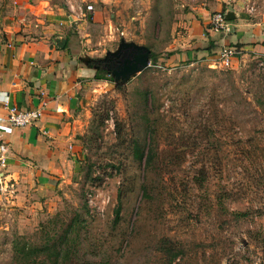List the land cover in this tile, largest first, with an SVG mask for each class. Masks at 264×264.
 Instances as JSON below:
<instances>
[{
	"label": "rangeland",
	"instance_id": "1",
	"mask_svg": "<svg viewBox=\"0 0 264 264\" xmlns=\"http://www.w3.org/2000/svg\"><path fill=\"white\" fill-rule=\"evenodd\" d=\"M47 1L91 6L101 77L62 183L0 195V264H264V58L166 44L215 12L260 19L264 0ZM120 40L157 56L123 83L101 61Z\"/></svg>",
	"mask_w": 264,
	"mask_h": 264
},
{
	"label": "crops",
	"instance_id": "2",
	"mask_svg": "<svg viewBox=\"0 0 264 264\" xmlns=\"http://www.w3.org/2000/svg\"><path fill=\"white\" fill-rule=\"evenodd\" d=\"M71 8L68 1L0 0V99L20 111L41 110L32 125L0 133V144L7 146L4 180L12 186L1 194L6 200L20 199L23 185L40 192L60 185L63 170L80 151L75 137L85 125L101 76L82 51L87 40L81 29L89 12ZM232 17L227 33L209 31L208 21L189 22L185 36L166 42L167 48H178L180 58L209 63L216 62L222 47L264 58V16ZM90 18L98 20L99 13ZM5 114L0 108V116Z\"/></svg>",
	"mask_w": 264,
	"mask_h": 264
},
{
	"label": "built area",
	"instance_id": "3",
	"mask_svg": "<svg viewBox=\"0 0 264 264\" xmlns=\"http://www.w3.org/2000/svg\"><path fill=\"white\" fill-rule=\"evenodd\" d=\"M85 11H90L91 6L86 5ZM207 28L211 32H228L229 24L221 12H215L210 15ZM238 50L233 47H222L217 56V63L219 66L228 67L231 65L232 60L236 58ZM0 108L3 109L6 114L0 116V133L9 134L14 128H22L28 125H32L41 115L40 109H31L26 111L17 110L14 107H7V101L5 98L0 99ZM7 152V146L3 143L0 144V195L9 192L12 188L8 182L4 180V174L2 169L5 164V154Z\"/></svg>",
	"mask_w": 264,
	"mask_h": 264
},
{
	"label": "water",
	"instance_id": "4",
	"mask_svg": "<svg viewBox=\"0 0 264 264\" xmlns=\"http://www.w3.org/2000/svg\"><path fill=\"white\" fill-rule=\"evenodd\" d=\"M225 18L230 19L226 16ZM148 55L149 50L146 47L120 40L115 51L107 52L101 61L114 81L123 83L148 66Z\"/></svg>",
	"mask_w": 264,
	"mask_h": 264
},
{
	"label": "trees",
	"instance_id": "5",
	"mask_svg": "<svg viewBox=\"0 0 264 264\" xmlns=\"http://www.w3.org/2000/svg\"><path fill=\"white\" fill-rule=\"evenodd\" d=\"M156 58L157 56L152 54L151 52H149V55H148V62H151V63H155L156 62Z\"/></svg>",
	"mask_w": 264,
	"mask_h": 264
}]
</instances>
